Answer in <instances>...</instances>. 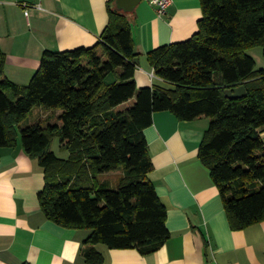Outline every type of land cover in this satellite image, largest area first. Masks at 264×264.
Returning <instances> with one entry per match:
<instances>
[{"label":"trees","instance_id":"1","mask_svg":"<svg viewBox=\"0 0 264 264\" xmlns=\"http://www.w3.org/2000/svg\"><path fill=\"white\" fill-rule=\"evenodd\" d=\"M200 2L198 32L148 54L163 85L137 86L131 14L113 1L94 47L46 51L28 85L6 76L0 48V150L21 145L38 161L45 175L41 210L59 226L89 231L85 264H107L100 247L146 256L171 237L167 209L148 178L153 162L145 130L159 112L182 122L211 120L199 159L231 229L264 221V70L248 54L261 47L264 55V0ZM240 86L246 97L226 96ZM36 107L60 111L58 123L21 128ZM55 138L67 158L53 151Z\"/></svg>","mask_w":264,"mask_h":264},{"label":"crops","instance_id":"2","mask_svg":"<svg viewBox=\"0 0 264 264\" xmlns=\"http://www.w3.org/2000/svg\"><path fill=\"white\" fill-rule=\"evenodd\" d=\"M112 1L117 5V0H0L6 76L28 85L46 51L94 47L109 24ZM152 1L142 0L130 12L139 88L165 84L148 54L191 39L203 16L200 0H173L164 16ZM59 114L46 112L45 118L58 120ZM210 124L207 117L182 122L170 112L154 114L145 130L153 162L148 178L167 209L171 237L146 256L100 247L107 264H264V221L232 230L219 189L199 159ZM44 187L43 169L21 145L0 150V264H85L81 251L89 231L46 219L38 198Z\"/></svg>","mask_w":264,"mask_h":264},{"label":"rangeland","instance_id":"3","mask_svg":"<svg viewBox=\"0 0 264 264\" xmlns=\"http://www.w3.org/2000/svg\"><path fill=\"white\" fill-rule=\"evenodd\" d=\"M248 54L252 56L256 63H257V70H264V55H263V50L261 47H256L253 49H250L248 51ZM134 103V101L124 105L121 107V109L128 108ZM46 112L39 107L34 108L31 114H29L28 118L21 124V128H25L28 124H33L36 122H43L44 125L48 124H56L58 123V120L53 117L52 121H47L45 118ZM56 115V114H55ZM53 151L60 157V158H67L68 153L66 151H62L60 148V140L59 138H55L53 141Z\"/></svg>","mask_w":264,"mask_h":264},{"label":"water","instance_id":"4","mask_svg":"<svg viewBox=\"0 0 264 264\" xmlns=\"http://www.w3.org/2000/svg\"><path fill=\"white\" fill-rule=\"evenodd\" d=\"M142 0H117L116 4L119 10L124 11L125 13L133 12L136 6ZM138 63V58L135 60ZM226 96L230 99H239L246 97V88L240 86L237 88L229 89L226 91Z\"/></svg>","mask_w":264,"mask_h":264},{"label":"built area","instance_id":"5","mask_svg":"<svg viewBox=\"0 0 264 264\" xmlns=\"http://www.w3.org/2000/svg\"><path fill=\"white\" fill-rule=\"evenodd\" d=\"M173 0H154L152 1V4H154L157 8V12L160 16H164L166 14V11L168 8L172 5ZM30 5H25V7H29ZM38 8H41L40 5H38ZM27 14V11H26Z\"/></svg>","mask_w":264,"mask_h":264}]
</instances>
